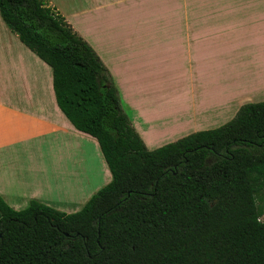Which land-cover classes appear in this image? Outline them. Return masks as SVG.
Returning <instances> with one entry per match:
<instances>
[{
	"label": "trees",
	"instance_id": "obj_1",
	"mask_svg": "<svg viewBox=\"0 0 264 264\" xmlns=\"http://www.w3.org/2000/svg\"><path fill=\"white\" fill-rule=\"evenodd\" d=\"M53 71L57 105L97 140L112 182L76 214L0 197V264H264V102L150 151L94 49L43 0H0Z\"/></svg>",
	"mask_w": 264,
	"mask_h": 264
},
{
	"label": "crops",
	"instance_id": "obj_2",
	"mask_svg": "<svg viewBox=\"0 0 264 264\" xmlns=\"http://www.w3.org/2000/svg\"><path fill=\"white\" fill-rule=\"evenodd\" d=\"M114 1L118 6L121 0H81L82 5L74 7L71 15L66 17L55 7V2L45 0V3L63 16L98 55V50L104 51L106 45L90 31H95L92 25L113 8ZM78 18H82L80 27L76 22ZM3 23L0 20V197L16 211L25 210V206L37 201L59 212L76 214L105 184L112 182V174L97 140L77 131L60 111L52 69L19 42ZM3 29L6 32L3 33ZM257 37L246 44L232 45L179 40L178 43L183 45L182 60L190 66L191 78L197 80L190 83L186 75L182 78H172L166 73L154 75L150 67H144L151 59L143 50L152 46L133 47L143 51L133 54V97L127 92L132 86L120 81L116 73L120 68L130 71L132 63L125 59L104 64L133 110L130 121L145 145L175 143L185 128H190L188 133L191 135L193 130H213L231 120L232 114H237L244 105L256 103V99L264 94V58L259 50L251 51L263 41L261 35ZM197 46L218 50L221 47L232 50L247 47L246 50L239 48L252 52V56H248L252 61H245L241 73L248 77L247 81L236 83L233 78H209L202 74V68L197 65L196 69L194 65L201 56L196 51ZM187 83L189 90L186 93L170 89ZM45 158L54 161L51 172L40 165ZM24 201L28 205L24 206Z\"/></svg>",
	"mask_w": 264,
	"mask_h": 264
},
{
	"label": "rangeland",
	"instance_id": "obj_3",
	"mask_svg": "<svg viewBox=\"0 0 264 264\" xmlns=\"http://www.w3.org/2000/svg\"><path fill=\"white\" fill-rule=\"evenodd\" d=\"M43 1L45 2V0ZM46 1L55 2V7L61 11L62 15L65 14L64 17L68 16L74 7L82 5L81 0ZM116 2L114 1L113 8L109 9V12H106L105 16L97 24L92 25L95 31L90 32L98 36L106 45L104 51L100 52L98 50V55L106 66L110 63L109 61L122 62L125 59L132 63L130 71L120 68L116 72L120 81L127 86H132V89L127 91L129 92L128 96L133 97V54L135 55L137 51H140L137 50L138 48L136 50L133 49V47L140 45L150 44L145 46H152V48L143 50L149 53L147 56L151 59L150 64L144 67H150V71L154 75H164L166 73L172 78H182L186 75L188 83L197 80L191 78L189 73L191 68H189L188 63L182 60V57H184L181 52L183 45L178 43L180 42L179 40L232 45L236 43L246 44L261 35L263 41L253 46L251 51L255 53V51L259 50L260 56L264 58V0H133V2L121 0L118 6H116L118 3ZM133 3H137V5L133 6ZM81 19L78 18L76 22L79 24ZM0 20L3 22L1 16ZM85 28L87 29V27ZM2 31L3 33L6 32L4 29ZM77 34L80 36L79 33ZM173 44L175 46H170ZM21 46L31 56H34L22 44ZM239 48L246 50L247 47H238L234 50L240 51H234L223 47L218 50L215 47L197 46L196 51L201 56H199L198 61H195V68L197 69L198 65L203 70L202 74L209 78H233L236 83L246 82L248 77L242 76L241 73L242 68L246 64L245 61H252L248 60V56L251 57L252 52L241 51ZM117 51L120 54H116ZM143 51L141 50L140 53ZM244 55H246V59ZM39 62L47 70H50L41 61ZM118 67L121 66L119 65ZM188 83L179 84L170 87V89L173 92L183 94L189 90ZM120 100L122 110L132 121L133 110L128 107L126 99H123L121 93ZM255 102H264V94L258 97ZM233 115L234 117L225 122L226 124L236 117V112ZM219 127L213 130L219 129ZM189 130L190 128H185L183 134L188 133ZM201 131L204 130H193L191 133H199ZM182 135L177 137V141L191 134ZM171 140L173 139H169V141ZM166 145H169V143L147 145V148L150 151H155ZM53 162L45 158L40 161L42 163L40 165L51 172L54 170L55 164ZM107 185L105 184L99 191ZM27 203L24 201V206ZM26 208L28 206H25L24 209ZM262 222H264V217Z\"/></svg>",
	"mask_w": 264,
	"mask_h": 264
}]
</instances>
